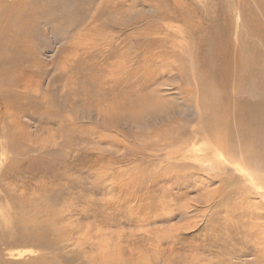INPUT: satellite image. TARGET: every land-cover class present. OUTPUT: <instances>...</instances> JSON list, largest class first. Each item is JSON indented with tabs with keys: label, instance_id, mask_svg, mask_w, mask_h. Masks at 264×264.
<instances>
[{
	"label": "rangeland",
	"instance_id": "1",
	"mask_svg": "<svg viewBox=\"0 0 264 264\" xmlns=\"http://www.w3.org/2000/svg\"><path fill=\"white\" fill-rule=\"evenodd\" d=\"M179 1L0 0V264H264V0Z\"/></svg>",
	"mask_w": 264,
	"mask_h": 264
},
{
	"label": "bare ground",
	"instance_id": "2",
	"mask_svg": "<svg viewBox=\"0 0 264 264\" xmlns=\"http://www.w3.org/2000/svg\"><path fill=\"white\" fill-rule=\"evenodd\" d=\"M170 1V0H169ZM174 1V0H173ZM184 2V1H183ZM172 3V2H171ZM180 4H182V0L179 1ZM175 5V4H174ZM185 5V4H184ZM171 7V6H170ZM161 8L162 9H165L168 10V7L166 6H161L158 8V10ZM165 11L161 12V13H164ZM162 18H166L168 17L167 19H178L179 16H182V14L178 13V15L176 16H170V15H161ZM183 18V16L181 17V19ZM171 22V21H170ZM219 51V49H218ZM235 52V51H234ZM218 54L221 53V52H217ZM221 56V55H220ZM227 62V61H226ZM233 66V65H232ZM234 67V66H233ZM239 68V67H238ZM236 76V75H235ZM237 77V76H236ZM221 79V78H220ZM218 79V80H220ZM233 79V78H232ZM217 81V80H216ZM221 81V80H220ZM232 81V80H231ZM223 82H225L223 80ZM221 83V82H220ZM243 83V81H242ZM223 84V83H222ZM257 84V83H256ZM253 88V87H252ZM212 89V88H211ZM257 92V91H256ZM205 95V94H204ZM228 97V96H227ZM226 97V98H227ZM206 98V97H205ZM261 101V100H260ZM259 104H261V102H259ZM255 106L257 107V103H254V104H251V107L252 106ZM237 109V108H236ZM224 111V110H223ZM233 112V111H232ZM231 112V114H232ZM228 114V111L227 109H225V116ZM234 114V113H233ZM230 115V113L228 114V116ZM243 112H241L240 110H238V112L236 113L235 117L238 118V123H237V128H239V130H241L244 134V136L246 135L245 137V142H244V146H243V150H242V153L244 154L239 160H234L232 159L231 161V164L234 165L235 167V170H239L240 173H238L237 175L235 174L234 177H230L232 178V182L233 184L237 185H241L242 187V192H243V199H244V202L247 201V197H248V194H253V193H259L260 195L264 194V171L259 174L258 171L255 172V175L251 172H248L246 171L247 168H251L252 167L255 169H257V164H255L256 162L259 164L260 167H263L264 168V154L261 153L264 149L262 148L263 147V143H262V136L261 134H263L264 132V127L263 126H260V125H256L255 126V131L254 132H251V129L250 131H247L245 130V127H242V123H244V120H243ZM250 117L251 118H246L244 116V119L245 121L247 119L251 120V121H256L257 118H258V115L256 113V111L252 112L250 114ZM219 119V117H217V120ZM228 119V118H227ZM221 120V119H220ZM219 121V120H218ZM216 122L214 125H210V128H211V133L212 134H217L219 131L220 132H223L225 133L224 135V140H229L232 136V133L233 131L230 129L231 128V125L229 122H223V123H219V122ZM225 129V130H224ZM238 130V132H239ZM209 132V131H208ZM210 134V133H209ZM210 134V135H212ZM252 136H255L254 138H252ZM217 139V138H216ZM214 140V139H213ZM213 142V141H212ZM169 144V143H168ZM220 147L221 148H224L226 146H224V144H220ZM184 149V148H183ZM191 149V148H190ZM193 152V151H192ZM179 154V153H178ZM168 155V154H167ZM176 156V155H175ZM173 157V156H172ZM187 160V159H186ZM195 160V159H194ZM234 163H238L237 166H235ZM219 166V165H218ZM250 166V167H249ZM262 168V169H263ZM245 170V171H243ZM264 170V169H263ZM180 180V179H179ZM229 180V181H231ZM249 182L252 187H253V191L251 193V190L250 188H248V186L246 185V182ZM179 186V185H178ZM247 187V188H246ZM245 193V195H244ZM263 196V195H262ZM250 197V196H249ZM244 208V206H241ZM250 209V208H249ZM30 210V209H29ZM40 211V210H39ZM259 213V212H258ZM262 214V213H260ZM182 215V213H181ZM254 215H252L251 218H253ZM258 218V217H257ZM264 218V217H261V219ZM27 219V218H26ZM36 222V221H35ZM258 222V220H257ZM157 223V222H156ZM30 224V223H29ZM36 227V226H35ZM262 228V230L264 231V226L262 225V223H257V226L256 228ZM30 230V229H29ZM260 236V235H259ZM261 237V236H260ZM264 239V238H263ZM262 241V239H261ZM264 243V241H263ZM143 246V245H142ZM264 249V247H263ZM22 250V249H21ZM24 250V249H23ZM26 250V249H25ZM255 250V249H254ZM27 251H20L18 253V255L21 257L24 255V253H26ZM246 252V251H245ZM257 252V251H256ZM255 252V253H256ZM258 253H259V250H258ZM261 253V252H260ZM13 255V254H12ZM264 255V254H263ZM256 257V256H255ZM255 259V258H254ZM134 260V259H133ZM259 261V260H258ZM122 262V261H121ZM129 262V261H128ZM135 262V261H134ZM22 263V262H21Z\"/></svg>",
	"mask_w": 264,
	"mask_h": 264
}]
</instances>
